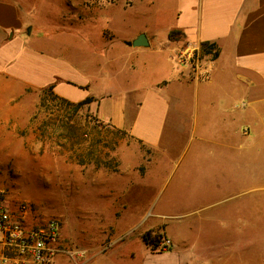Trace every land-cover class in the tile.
I'll use <instances>...</instances> for the list:
<instances>
[{"label": "rangeland", "instance_id": "1", "mask_svg": "<svg viewBox=\"0 0 264 264\" xmlns=\"http://www.w3.org/2000/svg\"><path fill=\"white\" fill-rule=\"evenodd\" d=\"M5 1L34 32L51 35L75 25L69 18L77 4L92 3ZM90 75L85 95L111 89L105 76ZM84 99L0 77V200L12 209L26 204L30 225L57 221L51 264H168L147 249L175 252L183 264H264L263 158L254 162L246 146L226 151L198 144L189 127L165 153L101 120L96 100L79 103ZM221 131L208 129V136ZM244 151L238 166L234 160ZM148 231L172 246L147 245L142 235Z\"/></svg>", "mask_w": 264, "mask_h": 264}, {"label": "crops", "instance_id": "2", "mask_svg": "<svg viewBox=\"0 0 264 264\" xmlns=\"http://www.w3.org/2000/svg\"><path fill=\"white\" fill-rule=\"evenodd\" d=\"M91 2L77 4L69 18L75 25L51 35L34 32L15 4L0 0V77L20 87L52 85L70 101L92 97L101 120L165 153L189 127L198 144L226 151L246 146L254 162L264 159V0ZM139 34L148 45L128 44ZM203 42L215 44L217 55L209 78L197 80L173 56ZM86 73L105 76L111 89L85 95ZM208 129L222 131L211 137ZM245 151L234 160L238 166ZM161 253L146 250L168 264L184 263L175 252Z\"/></svg>", "mask_w": 264, "mask_h": 264}, {"label": "built area", "instance_id": "3", "mask_svg": "<svg viewBox=\"0 0 264 264\" xmlns=\"http://www.w3.org/2000/svg\"><path fill=\"white\" fill-rule=\"evenodd\" d=\"M175 64L188 65L193 78L207 80L212 69V58L201 56L199 49L174 52ZM31 209L20 204L12 209L0 200V264H51L57 252V221L42 220L30 225L27 217ZM167 237H161L159 247H171Z\"/></svg>", "mask_w": 264, "mask_h": 264}, {"label": "trees", "instance_id": "4", "mask_svg": "<svg viewBox=\"0 0 264 264\" xmlns=\"http://www.w3.org/2000/svg\"><path fill=\"white\" fill-rule=\"evenodd\" d=\"M175 34H176L175 31H170L169 37L173 38L175 36ZM199 53H200V56H209L210 58L213 59L217 55V48H216L215 44H213V43L203 42L200 45ZM47 87L52 89V85L47 86ZM91 100H92V97H86L84 100H82L79 103H87V102H90ZM160 238H161L160 234H155L153 236H150L149 231L145 232L142 235V239L144 240V242L147 245L154 246V247H156L158 245V242L161 240Z\"/></svg>", "mask_w": 264, "mask_h": 264}, {"label": "water", "instance_id": "5", "mask_svg": "<svg viewBox=\"0 0 264 264\" xmlns=\"http://www.w3.org/2000/svg\"><path fill=\"white\" fill-rule=\"evenodd\" d=\"M128 44L133 46H146L148 45V41L144 34H139L134 40L128 42Z\"/></svg>", "mask_w": 264, "mask_h": 264}]
</instances>
